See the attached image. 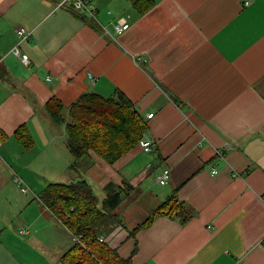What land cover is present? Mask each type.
Segmentation results:
<instances>
[{"label":"crops","instance_id":"obj_1","mask_svg":"<svg viewBox=\"0 0 264 264\" xmlns=\"http://www.w3.org/2000/svg\"><path fill=\"white\" fill-rule=\"evenodd\" d=\"M152 1L93 0L96 20L60 0H0V233L13 224L8 203L30 210L28 240L65 264L72 234L40 193L85 179L99 202L109 183L129 185L103 234L133 264H264V0ZM122 19L130 27L116 34ZM21 26L28 64L12 51ZM88 91L123 92L152 150L136 144L112 163L89 150L70 166L66 125L46 103L69 112ZM175 192L192 217L149 220Z\"/></svg>","mask_w":264,"mask_h":264},{"label":"trees","instance_id":"obj_2","mask_svg":"<svg viewBox=\"0 0 264 264\" xmlns=\"http://www.w3.org/2000/svg\"><path fill=\"white\" fill-rule=\"evenodd\" d=\"M152 5V0H143L138 7L145 11ZM46 109L55 122L66 125L70 166H75L89 150L112 163L139 144L147 130L144 116L121 91L109 97L96 91L82 93L68 107V119L64 114L66 107L56 96L47 101ZM16 135L27 141L26 126L20 125ZM6 137L7 134L0 128V141ZM106 189L101 202L85 179L50 182L40 193L43 204L68 228L72 237L79 236L62 254L65 264H133L130 257H123L117 249L99 239L110 223L119 221L112 209L120 202L122 193L129 191V185L122 189L109 183ZM158 214L176 216L182 221L193 215L176 192L159 205L149 220Z\"/></svg>","mask_w":264,"mask_h":264},{"label":"rangeland","instance_id":"obj_3","mask_svg":"<svg viewBox=\"0 0 264 264\" xmlns=\"http://www.w3.org/2000/svg\"><path fill=\"white\" fill-rule=\"evenodd\" d=\"M64 114H69V112L65 110ZM14 193L17 194V192ZM4 204L6 205L7 203L4 202ZM8 205V209L4 212V219L8 218L10 220L8 215V210L10 209L13 224L9 229L8 227H4L0 233V264H62L61 261L58 262L51 258V255L55 254V251L51 252L55 247H52L49 252L48 248L42 249L37 244L28 240L31 237V233L26 235L20 234V230L24 228H29L28 230L32 232L34 230L33 225L21 224L20 222L21 218L26 220V214L31 215L30 210L21 212L20 209L15 207V203H8ZM14 213L15 216L13 215ZM40 216L45 217L43 212L40 213ZM40 237L44 238L41 235Z\"/></svg>","mask_w":264,"mask_h":264},{"label":"built area","instance_id":"obj_4","mask_svg":"<svg viewBox=\"0 0 264 264\" xmlns=\"http://www.w3.org/2000/svg\"><path fill=\"white\" fill-rule=\"evenodd\" d=\"M250 3V0H245L244 4ZM59 6L61 5H71L74 9H76L79 12L82 13H88L90 14L94 19L97 20L96 16V7L94 5L93 0H62L59 3ZM130 27V22L127 20H119L114 24V31L116 34H121L123 31L128 29ZM17 35H18V42L14 45L12 51L18 55L24 63H29L30 62V57L27 53L23 52L21 49V43L23 41H26L30 39L31 36V31L26 29L25 27L21 26L17 28ZM89 75L92 77V73H89ZM94 78V77H93ZM48 80H51L52 77L50 75L47 76ZM153 112L148 114V117H152ZM139 144L143 147L144 150L150 151L152 150V141L150 139H147L143 137L140 141ZM213 172H216L214 169ZM170 177V169L169 168H164L162 174L158 177L159 181L161 183H166ZM27 233L26 229H21L20 234L24 235ZM79 238L78 235L73 236V240H77ZM99 239L101 241H105V235L101 234Z\"/></svg>","mask_w":264,"mask_h":264}]
</instances>
